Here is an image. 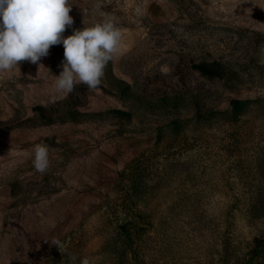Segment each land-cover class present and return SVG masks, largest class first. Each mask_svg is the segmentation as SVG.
I'll return each instance as SVG.
<instances>
[{
    "label": "rangeland",
    "instance_id": "rangeland-1",
    "mask_svg": "<svg viewBox=\"0 0 264 264\" xmlns=\"http://www.w3.org/2000/svg\"><path fill=\"white\" fill-rule=\"evenodd\" d=\"M71 3L65 37L116 19L132 93L104 76L77 106L103 114L48 122L63 45L0 74V264H264V0Z\"/></svg>",
    "mask_w": 264,
    "mask_h": 264
},
{
    "label": "clouds",
    "instance_id": "clouds-1",
    "mask_svg": "<svg viewBox=\"0 0 264 264\" xmlns=\"http://www.w3.org/2000/svg\"><path fill=\"white\" fill-rule=\"evenodd\" d=\"M72 5L71 0H0V74L19 68L22 61L36 64L49 54L50 47L63 45L62 71L53 76L55 94L66 97L81 83L90 91L98 89L107 64L121 51L123 33L114 17L102 13L91 26L73 29L65 37L66 28L74 23L69 15ZM56 98L50 97L53 102ZM49 151L44 143L31 149L32 166L38 173L50 168ZM51 243L60 252L66 251L59 240ZM68 256L75 264L76 256ZM80 264H90V260L83 257Z\"/></svg>",
    "mask_w": 264,
    "mask_h": 264
},
{
    "label": "trees",
    "instance_id": "trees-1",
    "mask_svg": "<svg viewBox=\"0 0 264 264\" xmlns=\"http://www.w3.org/2000/svg\"><path fill=\"white\" fill-rule=\"evenodd\" d=\"M200 66H203L206 68L205 64H201ZM220 66L217 64H213V68L217 69ZM104 76L106 79L110 82V84L114 85L121 91L123 94H131V87L128 81H126L123 78H120L116 76L113 72V66H112V60L107 64ZM88 90L87 86L84 84H77L73 90V92L69 93L67 98L61 102V108L60 110H53L52 106L46 107L44 105H37L35 108L38 110L39 115L42 116L46 121L52 122L55 120H64L66 118H75L76 116L83 115V116H99L103 114L104 111H81L77 108L79 105H83V97L86 94V91ZM249 100L247 99H239L234 98L231 100L232 107L234 109H241L245 105H247ZM49 112V113H48ZM106 112H112V113H120L125 112L120 109H109Z\"/></svg>",
    "mask_w": 264,
    "mask_h": 264
}]
</instances>
